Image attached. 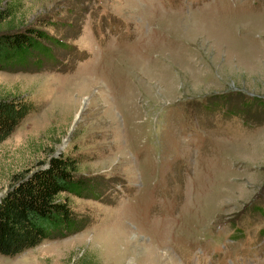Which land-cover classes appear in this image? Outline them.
<instances>
[{"label":"rangeland","instance_id":"1","mask_svg":"<svg viewBox=\"0 0 264 264\" xmlns=\"http://www.w3.org/2000/svg\"><path fill=\"white\" fill-rule=\"evenodd\" d=\"M1 8L0 30L52 39L0 69V95L35 106L0 141V192L71 151L97 197L69 194L77 230L0 264H264V0Z\"/></svg>","mask_w":264,"mask_h":264},{"label":"trees","instance_id":"2","mask_svg":"<svg viewBox=\"0 0 264 264\" xmlns=\"http://www.w3.org/2000/svg\"><path fill=\"white\" fill-rule=\"evenodd\" d=\"M11 12L1 8L0 21ZM46 38L52 39L29 25L0 30V69L29 61ZM34 108L25 96L0 95V141ZM80 160L71 151H54L11 178L0 195L1 254L13 255L45 237L77 230L82 219L73 211L69 194L97 197L96 181L79 170Z\"/></svg>","mask_w":264,"mask_h":264},{"label":"water","instance_id":"3","mask_svg":"<svg viewBox=\"0 0 264 264\" xmlns=\"http://www.w3.org/2000/svg\"><path fill=\"white\" fill-rule=\"evenodd\" d=\"M86 99H87V96L83 97L82 103H81L79 109L77 110V112H76V114H75V116L73 118V122L78 118V116H79V114H80V112H81V110H82V108H83V106L85 104ZM2 192L3 191L0 192V195L2 194Z\"/></svg>","mask_w":264,"mask_h":264}]
</instances>
